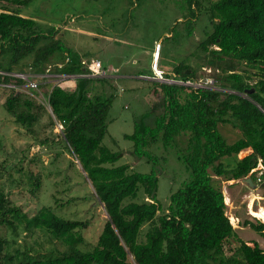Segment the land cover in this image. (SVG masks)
Here are the masks:
<instances>
[{
    "label": "trees",
    "instance_id": "trees-1",
    "mask_svg": "<svg viewBox=\"0 0 264 264\" xmlns=\"http://www.w3.org/2000/svg\"><path fill=\"white\" fill-rule=\"evenodd\" d=\"M28 2L0 0L4 110L39 147L60 146L70 164L78 163L106 219L94 245L82 251L79 231L86 228L85 222L60 218L49 206L28 216L0 190V228L12 237L10 242L0 237V264H264V251L238 239L228 222L220 189V183L247 177L254 183L259 176L257 184H264V0H181L191 15L188 33L195 34L198 22L204 21L189 56L197 68L183 62L171 71L180 84L153 83L159 88L158 102L134 122L131 134L123 135L132 143V157L152 164L156 157L146 148L158 140L167 147L186 137L180 160L189 180L169 195L164 209L156 201L155 173L116 165L121 155L101 145L112 95H98L94 83L109 82L103 78L106 70L103 77L88 76L81 64L88 58L54 39V28L41 31L33 20L19 14L18 8ZM198 61L215 71L218 89L190 84L196 79ZM24 72L72 76L75 87L66 91L49 86L43 93L46 111L36 102L35 90H18L22 81L6 75ZM43 115L46 123L41 125ZM57 126L59 132L52 138L39 139L41 128ZM226 126L237 132L233 140L220 133ZM245 150L250 153L238 158ZM258 164L263 172L250 173ZM39 188L36 176L29 193L34 196ZM243 226L264 237V224L244 222ZM19 232L29 236L40 232L63 250L39 253L25 245L9 251ZM229 239L236 245L228 247L226 255L223 245Z\"/></svg>",
    "mask_w": 264,
    "mask_h": 264
},
{
    "label": "rangeland",
    "instance_id": "rangeland-1",
    "mask_svg": "<svg viewBox=\"0 0 264 264\" xmlns=\"http://www.w3.org/2000/svg\"><path fill=\"white\" fill-rule=\"evenodd\" d=\"M18 9L22 17L33 20L41 31L54 28L53 38L65 48L79 57L99 61L106 70L103 78L109 82L94 83L95 93L112 95L107 116L109 123L101 145L121 155L116 165H127L142 174L155 173L156 201L164 209L169 195L189 180V172L180 160L185 153L186 137L178 138L167 147H162L158 140L146 148L156 157V163L152 164L135 160L131 155L132 143L123 139V135L131 134L134 122L158 102L159 88L152 86L153 83L180 84L172 79L171 71L183 62L196 70L195 60L189 56L194 53L193 42L201 36L200 26L204 21L198 22L195 34L188 33L186 24L191 15L181 0H29L26 6ZM81 62L85 61L81 59ZM198 67L196 79L190 84L196 88L218 89L214 82L215 71L202 64ZM139 73L141 75L136 76ZM165 74L170 78L163 79ZM67 81L73 84L75 80L69 78ZM59 82L48 78L37 88L34 97L46 111L43 93ZM19 89L27 91L24 87ZM5 96L0 90V190L12 205L28 216L42 206H49L60 218L85 222L86 228L79 231L83 239L79 248L88 250L106 219L102 206L94 198L76 161L70 164V157L60 146L48 143L46 147H39L33 137L6 114ZM40 122L41 125L46 123L44 115ZM219 131L227 140H233L237 134L229 126ZM58 132V126L53 130L41 128L39 139L52 138L51 134ZM248 153L250 151L245 150L238 158ZM36 176L40 188L32 196L29 188ZM252 184L254 188H249L242 180L220 183L224 212L238 239L248 241L249 246L255 243L264 251V243L260 241V238L264 241V237L243 226L244 222L264 224V218L250 214L260 207L264 209V184ZM0 237L8 242L12 240L10 231L4 228H0ZM14 240L15 245H10L9 251L25 245L39 253L63 250L58 242L47 241L40 232L32 236L19 232ZM235 245L233 239L226 241L224 253L227 255L228 247Z\"/></svg>",
    "mask_w": 264,
    "mask_h": 264
},
{
    "label": "built area",
    "instance_id": "built-area-1",
    "mask_svg": "<svg viewBox=\"0 0 264 264\" xmlns=\"http://www.w3.org/2000/svg\"><path fill=\"white\" fill-rule=\"evenodd\" d=\"M82 65L85 66V68L90 72V77H103L104 76V69L101 67L100 62L97 60H89L85 62H81ZM0 75H5L0 72ZM7 76L18 79L22 81V85H20L17 89L20 90V87H24L26 89H33L37 91V85L39 84L38 81L45 79L48 80V78H55L57 81L59 80V83L67 81L69 78H73L72 76H64V75H53L49 74L48 72L45 74H32L30 72H24V73H10L6 74ZM36 79V81H34ZM61 79H63L61 81ZM44 81V82H45ZM57 83V84H59ZM56 84V85H57ZM5 87L7 88H14L12 85H6ZM202 87V86H199ZM207 88V87H205ZM59 129V126H58ZM254 172L257 175H260L261 172H263V168L261 167L260 164L257 165V167L250 171V173ZM256 182H260L259 176L256 177Z\"/></svg>",
    "mask_w": 264,
    "mask_h": 264
},
{
    "label": "crops",
    "instance_id": "crops-1",
    "mask_svg": "<svg viewBox=\"0 0 264 264\" xmlns=\"http://www.w3.org/2000/svg\"><path fill=\"white\" fill-rule=\"evenodd\" d=\"M67 82V83H66ZM57 86H59L60 88L66 90V91H72L75 87V81H73V84L68 82V81H65V82H62V83H59L57 84ZM71 89V90H70ZM260 238V237H259ZM260 241H262L264 243L263 240H261L260 238ZM245 243H249L248 241H246ZM260 248V247H259ZM261 249V248H260ZM262 250V249H261Z\"/></svg>",
    "mask_w": 264,
    "mask_h": 264
},
{
    "label": "bare ground",
    "instance_id": "bare-ground-1",
    "mask_svg": "<svg viewBox=\"0 0 264 264\" xmlns=\"http://www.w3.org/2000/svg\"><path fill=\"white\" fill-rule=\"evenodd\" d=\"M252 216H254L255 218H260L263 219L264 218V209L262 207H260L256 212H252L250 213ZM232 221V220H231Z\"/></svg>",
    "mask_w": 264,
    "mask_h": 264
},
{
    "label": "water",
    "instance_id": "water-1",
    "mask_svg": "<svg viewBox=\"0 0 264 264\" xmlns=\"http://www.w3.org/2000/svg\"><path fill=\"white\" fill-rule=\"evenodd\" d=\"M188 72V71H187ZM246 93L247 94H250V93H252V90H248V91H246ZM243 181V183L245 184V185H247L249 188H254L255 186L251 183V181H250V179L249 178H245L244 180H242Z\"/></svg>",
    "mask_w": 264,
    "mask_h": 264
},
{
    "label": "clouds",
    "instance_id": "clouds-1",
    "mask_svg": "<svg viewBox=\"0 0 264 264\" xmlns=\"http://www.w3.org/2000/svg\"><path fill=\"white\" fill-rule=\"evenodd\" d=\"M248 178V177H247Z\"/></svg>",
    "mask_w": 264,
    "mask_h": 264
}]
</instances>
